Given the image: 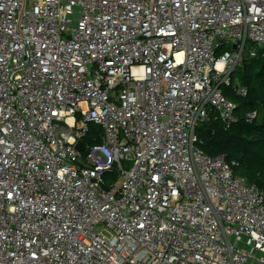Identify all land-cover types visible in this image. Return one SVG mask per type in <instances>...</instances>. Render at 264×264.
I'll use <instances>...</instances> for the list:
<instances>
[{
  "label": "built area",
  "instance_id": "1",
  "mask_svg": "<svg viewBox=\"0 0 264 264\" xmlns=\"http://www.w3.org/2000/svg\"><path fill=\"white\" fill-rule=\"evenodd\" d=\"M247 42L264 0H0V264H264V191L196 134Z\"/></svg>",
  "mask_w": 264,
  "mask_h": 264
},
{
  "label": "trees",
  "instance_id": "2",
  "mask_svg": "<svg viewBox=\"0 0 264 264\" xmlns=\"http://www.w3.org/2000/svg\"><path fill=\"white\" fill-rule=\"evenodd\" d=\"M232 79L247 88L244 97L236 95L230 87L223 89L235 103V121L224 129L220 119L211 113L196 127L197 146L210 157L223 155L227 161H234V173L264 191V53L243 56ZM249 112L256 113L252 120L245 119ZM100 134V126L90 124L84 141L98 142Z\"/></svg>",
  "mask_w": 264,
  "mask_h": 264
},
{
  "label": "rangeland",
  "instance_id": "3",
  "mask_svg": "<svg viewBox=\"0 0 264 264\" xmlns=\"http://www.w3.org/2000/svg\"><path fill=\"white\" fill-rule=\"evenodd\" d=\"M252 50H254L256 52H259L260 51V49L256 45L252 44L251 42H247L246 47H245V52H244L243 56L244 57L245 56L246 57H249V53Z\"/></svg>",
  "mask_w": 264,
  "mask_h": 264
},
{
  "label": "water",
  "instance_id": "4",
  "mask_svg": "<svg viewBox=\"0 0 264 264\" xmlns=\"http://www.w3.org/2000/svg\"><path fill=\"white\" fill-rule=\"evenodd\" d=\"M76 148H77L78 150H82V149H83L82 143H81V142H78V143L76 144Z\"/></svg>",
  "mask_w": 264,
  "mask_h": 264
}]
</instances>
